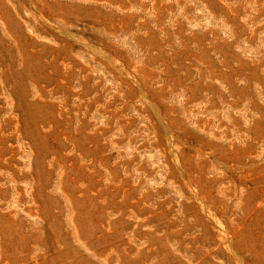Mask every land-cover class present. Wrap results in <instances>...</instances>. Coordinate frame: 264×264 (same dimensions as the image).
Wrapping results in <instances>:
<instances>
[{"label":"rangeland","instance_id":"374dc122","mask_svg":"<svg viewBox=\"0 0 264 264\" xmlns=\"http://www.w3.org/2000/svg\"><path fill=\"white\" fill-rule=\"evenodd\" d=\"M0 264H264V0H0Z\"/></svg>","mask_w":264,"mask_h":264}]
</instances>
